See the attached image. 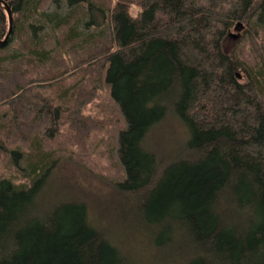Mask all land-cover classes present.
<instances>
[{
	"label": "trees",
	"instance_id": "16d2710c",
	"mask_svg": "<svg viewBox=\"0 0 264 264\" xmlns=\"http://www.w3.org/2000/svg\"><path fill=\"white\" fill-rule=\"evenodd\" d=\"M5 1L0 264H140L92 224L86 203L38 202L70 142L101 129L89 112L98 91L124 122V205L152 255L166 254L153 264H264V0H139L136 16L131 0H67L79 3L67 14L48 11L55 0ZM235 22L249 26L250 62L222 45ZM9 28L0 4L1 40ZM80 75L90 86L69 81ZM170 116L188 134L161 161L148 140Z\"/></svg>",
	"mask_w": 264,
	"mask_h": 264
},
{
	"label": "rangeland",
	"instance_id": "374dc122",
	"mask_svg": "<svg viewBox=\"0 0 264 264\" xmlns=\"http://www.w3.org/2000/svg\"><path fill=\"white\" fill-rule=\"evenodd\" d=\"M131 1L134 3L132 14L136 16L139 11V7L137 6L139 0ZM194 1L198 2V4L214 5L218 7L225 5L227 9L231 8L230 4H228L229 0ZM78 5L79 3L71 6L67 0H55L49 4L48 11L67 14ZM239 14L241 13L239 12ZM236 23L237 22L234 23L229 34H241L239 41L234 40V38L229 35L230 37L228 36L223 40L222 45L225 51L229 53L237 54L238 50L239 57L250 62L252 61L253 45L250 42L249 35H247L249 26L244 22V30L238 33L235 31ZM192 51H194L199 58L205 59L203 53L195 49H192ZM76 80L77 82H81L84 86H90V84H86L85 80L82 81V75L76 78L74 77L69 81L73 82ZM86 91H88V89L83 91V93ZM86 93L92 94L90 90ZM97 95H99V98L96 97V100L89 105L90 109L89 107L88 109L89 112H92L91 115L101 116L103 119L101 129L96 131V133H88L87 138L89 137L90 139L88 138L84 143L82 142L84 136L77 141L73 140L70 142L73 148L69 150H73V152L66 151L60 155L57 164L52 168L49 177L50 181H48L38 202H40V204H45V200L48 203L51 202V200L54 202L74 200L86 203L89 208L92 224L107 238L118 243L125 254L134 257L136 255V262L140 264L146 263L149 258L150 262L146 264H153L155 261L159 263L162 259L161 257H165L166 254L160 253L152 255L154 251L151 249V243L144 235L145 233L141 232L137 220L138 211H135V209L133 210L130 206L126 208L124 205L126 197L123 196L124 193L120 192L117 185L118 181L123 178V170L119 159L120 142L118 133L120 131L119 128L123 127L124 122L119 114L117 105L109 99V93H101L98 91ZM102 98L105 99L104 102L101 101ZM97 99L99 100L97 101ZM64 128V137L66 138V135L71 136L69 134L71 133L69 129L67 127ZM57 133L58 130L55 131V134ZM187 134L188 131L186 127L176 118L170 116L153 130V133L149 135L148 142H151V149H155L154 151L157 152L161 161H168L169 159H174L176 155L174 149L185 142ZM64 137H58L61 138L59 139L61 142L58 145L64 146L66 143ZM58 138H54L56 143ZM54 139L51 137L49 140L51 142ZM47 147H50V145L47 144ZM82 158H84V160ZM8 163H10L8 159L3 158V160L0 161V172L8 169ZM55 192H57V194L60 193V195L58 194V196H56ZM48 195H52L53 199L51 197V199L49 198V200H47L46 196L48 197ZM138 202L139 200H130V203H132L131 206H136ZM139 232L141 236H138ZM175 239V243L179 242L177 238Z\"/></svg>",
	"mask_w": 264,
	"mask_h": 264
},
{
	"label": "water",
	"instance_id": "95a60500",
	"mask_svg": "<svg viewBox=\"0 0 264 264\" xmlns=\"http://www.w3.org/2000/svg\"><path fill=\"white\" fill-rule=\"evenodd\" d=\"M0 4L3 5L5 10L7 11L8 17H9V23H10V28H9V32H8L7 36L5 37L4 40L0 39V47H2L8 43V41H9V39L13 33V12H12L9 4L5 0H0ZM244 28H245L244 24L242 22H239L235 27V31L240 33L242 30H244ZM231 36H232V38H234V40L238 41L240 39L241 34L232 33Z\"/></svg>",
	"mask_w": 264,
	"mask_h": 264
}]
</instances>
